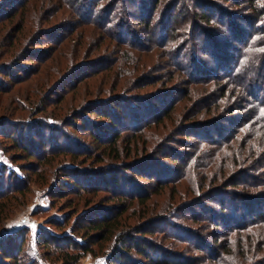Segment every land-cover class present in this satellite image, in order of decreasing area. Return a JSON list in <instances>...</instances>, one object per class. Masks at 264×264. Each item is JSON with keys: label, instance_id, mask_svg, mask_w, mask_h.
<instances>
[{"label": "trees", "instance_id": "obj_1", "mask_svg": "<svg viewBox=\"0 0 264 264\" xmlns=\"http://www.w3.org/2000/svg\"><path fill=\"white\" fill-rule=\"evenodd\" d=\"M31 1L33 2V0L0 1V60L3 56L11 57L9 63L0 61V152L3 156V161H0V228L3 226L2 222L9 218L13 209L11 207L14 203L23 198L33 196L32 184L42 188L46 186L47 195L52 202L55 197L65 198L69 194L82 196L83 193V195L92 194L94 196L98 192L111 189L112 196L108 197V202L118 200L119 203L103 210H98L101 213L97 215L81 214L79 218L75 219L78 222L74 221L70 226L68 233L65 232L70 218L68 215L69 209H65L67 211L65 214L68 216L62 222L58 219H48L38 228L33 240L30 230L26 227H19L5 234L0 233V264H21L19 260L23 247L26 243L30 246L31 240L36 253L52 260L53 263L78 264L88 254L99 256L104 249V243H106L109 244V248L112 250V254L105 258L107 264H140L132 260V253L149 260L150 264H179V262L175 261L176 258L173 257L174 259H171L169 251L155 243L157 241L154 238L157 235H162V238H167L171 243L187 242L189 237L197 240V235L194 231L188 230V227L179 225L174 221L179 219L183 222L182 219H185L183 214H187L185 209L188 203H185L186 205L179 210L175 208L163 210L162 215H153L149 219L154 211L150 204L153 202L152 194L155 192L147 191L142 185L133 181L125 186L123 183H119L118 180L119 178L129 181L127 174L129 172L134 177L143 178L150 182L154 179L156 183L161 184L159 186L162 188L161 182L169 179L168 177L161 179L160 172L155 169V167H158L157 162H159L155 156L156 154L154 156L151 155L152 157L147 155L152 165H147L149 167L146 166L147 169L145 171H142L141 167H138L133 162L138 159L131 161L133 162L132 164H122V160L130 158V155L135 152H139L141 147L146 148L149 144L154 143V141L151 142L147 135L148 130L155 124L152 120L153 118L149 117L151 111L157 108L153 102H158L160 105H170L172 100L169 98H172V91L166 90L141 98L120 94L109 99L95 100L80 107L79 110H74V114L71 117L65 116L60 119L56 117L55 111L58 104L63 102V99L56 100L59 97L56 94L57 87L51 89L55 92V95L53 93L49 95V98L55 97L56 100L51 103L54 106L52 113L43 115L47 107L40 105L34 107V112L27 103H30V99L36 96L42 97L40 95L41 86L47 74L39 76L44 61L30 47L37 42L34 37H30V32L34 29L33 26H35L34 31H37L38 29L36 28H38L42 20L36 17L35 10L31 11L32 6L36 8L34 4L29 3ZM73 1L69 0L72 6L74 5ZM150 1L151 4H147L146 0L145 3H140L138 7L143 14L142 19L146 25L154 18L160 5L166 10V5L168 4L164 0ZM191 1L195 10L188 12L186 8V12L191 14L187 33L192 34L197 28L201 29L200 25L204 23L209 24L213 18H210L208 14L212 17L214 13H218L217 18L223 22V19L228 15L220 11H223V7L227 8L226 4L230 3L239 5V10L242 11L241 19L248 22L249 27L243 29L236 22L235 24L239 27L235 29L234 26L229 28V33H231V37L236 43H232L233 41H219L215 37H213V40L211 38V41H209L211 50L208 53L214 61L213 69L207 67L205 62L198 58L195 52L189 54V60L185 67L190 72L193 70V74L197 71V75L194 76L200 80L210 76L219 79L222 74L229 75L236 85L241 86L245 92L247 91V93L257 98L250 111L252 122L256 123V127L248 131L246 135L247 138H250L249 136L251 135L249 134L252 133V140L255 141L253 145H246L248 147L240 148L238 141L235 144V140L237 138L243 139V137H246L245 134L240 136L237 134L236 136L230 135L231 137L228 136L230 137L228 140L226 135L223 136L226 145H223L217 151L210 147L205 148V144L201 145V147L196 146L194 153L174 149L169 155L172 163H177L182 167L178 178L180 177L184 181L186 179L191 187L187 190L191 194L190 198H195V200L190 203L192 205L198 204L197 206H199V202L206 198V200H215L214 196L216 195H212L215 192L216 194H225L224 197H228V193H226L228 188L238 185L231 181V175H229L231 176L230 178L226 177L227 172L232 173L236 167L253 163L251 160L255 156L261 158L258 166L264 164V89H260L258 82L249 77L255 70L264 69V52L255 51L264 49V0H242V3H240V0ZM98 4V1L84 0L81 8L77 9L80 20L87 22L85 20L90 15L88 11H95ZM150 5L151 10L148 8ZM229 10L233 12L230 13V16L233 17L234 11L237 10L230 8ZM105 12L106 14L103 13L97 18L99 21L103 20L105 24H110L109 14H107V11ZM92 16H94V13ZM230 22H233V20ZM50 30V28L41 29L45 33ZM45 35L48 38V34ZM161 35L162 33L159 34V36ZM173 35H175V31L167 35L168 37L165 35L161 36L163 37L161 39H164L163 45L165 48L173 50L171 54L177 60L181 49H178L179 44L177 46L173 45ZM47 43L52 44L51 41ZM250 49L253 51H250ZM44 60L47 62L48 59ZM24 61L37 62L38 67L35 66V69L27 67V65L19 67L20 62ZM52 61L55 62L51 66L59 68L57 58ZM197 64L200 65V68L196 70L195 65ZM178 66L185 69L181 61ZM217 69H223L224 71L218 72ZM37 75L40 82H36L38 86L31 83L32 86L27 87L29 79ZM20 86L25 87V89H21L24 94L21 93L20 88L18 89ZM20 94L24 97V101ZM17 114H20V116H17ZM143 114L147 121L144 124H140L141 127L135 128V125L139 124L136 120ZM162 114L158 115L157 111H154V119L156 118V121L161 123L162 118L166 117L165 115L161 117ZM242 118L238 117L237 119ZM213 121L211 119H203L196 122L195 125H191L188 129H183V126H181L180 131H177L172 137H205V134L201 132L203 125L204 127L215 129L217 126L213 124ZM129 122L135 129L132 130L133 133H127L130 135L126 138L127 135L124 136L122 130L123 128L124 130L128 128ZM208 122L210 123L206 125ZM23 128L27 129V135L24 134ZM68 128L77 133H87L91 142L81 141L78 136L69 132ZM140 128H145V130L139 132ZM13 129H15V133ZM218 134L221 133L218 132ZM175 142L176 146L182 143L180 147H188L185 143L183 144L186 141L178 139ZM204 142L207 143V141ZM160 143L162 141H158L154 145ZM9 151L14 153L11 154ZM16 151L19 153H15ZM164 156H167V154ZM105 160L116 161L112 163L116 168L108 169L105 171L106 175L103 176L102 173L104 172H101L98 170L99 167L95 166L105 162ZM118 164H122V167ZM150 167L153 169H148ZM163 172L165 173V169H163ZM98 177L100 178L94 181L97 183H93L91 178ZM220 177H222L221 181H215ZM52 180L54 181L51 183ZM48 181L52 184V189L49 190L50 184ZM108 182L111 188H108ZM99 184H104L103 188ZM219 186L223 188L222 191L218 189ZM263 192L260 196L247 197L235 193L237 199L234 201L230 200V208L222 205V208L228 210V212L223 213L224 210L219 213L212 212V224L214 223L216 228H220L223 224L225 227L235 228L244 225L247 227L246 225H248L249 228H252L253 224L258 222L261 224L259 227L261 229V226L264 225V214L263 212L257 214V210L259 205L264 204L261 203L264 200ZM259 199L261 200L260 202H258ZM79 200L76 201L79 202ZM219 203L226 205L227 202L223 200ZM52 206L50 205V208ZM173 209L174 211H172ZM141 210L142 218L147 217L146 221L137 225H128L129 217L136 215ZM240 210L246 211V213L249 211L259 221L255 222L247 219L246 215L242 213L234 215ZM126 212L130 213L125 215ZM192 216H190V219L193 218ZM255 235L254 233V237ZM260 238L264 241L263 235ZM198 242L200 243V241ZM242 242V238H240L239 244L232 249L233 252L242 255L243 252L252 246L251 242L248 245H243ZM229 243L230 240L225 242V245L228 244L229 246ZM203 244L201 242L200 245L195 246L203 247ZM214 255L218 257V260H222L217 253ZM223 257L225 260L221 264H237L228 261L227 255L224 254ZM232 259L234 257L230 256V260ZM37 262L38 260L24 262L23 264H37Z\"/></svg>", "mask_w": 264, "mask_h": 264}, {"label": "rangeland", "instance_id": "obj_2", "mask_svg": "<svg viewBox=\"0 0 264 264\" xmlns=\"http://www.w3.org/2000/svg\"><path fill=\"white\" fill-rule=\"evenodd\" d=\"M83 1L74 0V7L70 5L69 0H33V2H29L36 6V8L32 6L31 11L35 10L36 17L42 19L38 28H36L38 30L34 31L35 26H33L34 29L30 32V37H34L37 41L36 44L30 47L44 61L39 76L47 74V77H45L41 86L40 95L42 97L36 96L30 99V103H27L28 106L34 112L35 106L47 107L43 115L45 113L49 114L54 109L51 103L56 100L59 101L62 98L63 102L58 104L55 111L56 117L61 119L65 116L71 117L74 114V110H79L80 107L95 100L109 99L120 94L141 98L149 97L166 90L172 91V98H169L172 100L170 105H160L158 102H153L155 103L154 106L157 107L154 111H157L158 115L164 112L161 117L163 115L166 116L162 118V122L160 123L156 121V118L154 119V111H151L149 114V117L153 118L152 120L155 124L148 130L147 135L151 142L157 143L158 141H162V143L157 145L152 143L146 148L141 147L139 152H135L130 155V158L122 160V164H132L134 162L138 167H141L142 171H145L149 167L147 165H152L147 155L152 157L151 155L154 156L156 154L155 156L159 162H157L158 167H155V169L160 172L161 179L165 177L169 178L166 179L167 182L166 180L161 182L162 188H165L162 189L159 186L161 184L156 183L154 179L150 182L143 178L134 177L129 172H127L129 181L118 178L119 183L127 186L129 182L133 181L142 185L147 191L155 192L152 194L153 202L150 204V207H153L154 211L149 219L153 215H162L163 210H169L170 208L179 210L186 205L185 203H188L185 209L187 214H183V217H185V219H182L183 222L179 219L174 221L179 225L188 227V230L194 231L197 235V240L189 237L187 238V242L171 243L167 238H162V235H157L155 238L152 236L157 241L155 243L169 251L171 259L176 258L175 261L179 262V264H221L225 260L224 254L227 255L228 261L237 264H264V241L260 238L262 235L264 238V225L261 226V229L259 228L261 224L258 222L257 224H253L252 228H249L248 225H246L247 227L245 225L235 228L225 227L224 224L220 228H216L211 220L212 212L219 213L221 210H224L222 205L223 207L230 208V200L234 201L237 199L235 193L237 195L242 194L245 197L262 195L261 193L264 191V164L258 166L261 158L255 156L251 160L253 163L236 167L232 173L227 172L226 177L230 178L232 176L231 181L238 184L235 187L228 188V190L225 189L227 190L226 193H228V197L225 196L227 199L224 197V193L222 195L215 192L212 194L217 196H214L215 200H206V198L199 202V206H197L198 204L192 205L195 198H190L191 194L188 193L187 189L191 187L188 181L186 179L185 181L184 179L181 180L180 177L178 178L182 167L177 163H172L169 157L174 149L194 153L196 146L201 147V145L205 144V148L210 147L217 151L223 145H226L223 136H236V134L238 136L245 134L246 136L248 131L256 127V123L252 122L250 113L254 102L257 100L256 97L247 93V91L245 92L241 86L236 85L229 75L222 74L219 79L210 76L200 80L194 76L197 75V71L193 74V70L190 72L185 67L189 60V54L195 52L197 57L204 61L207 67L214 68V61L208 53L211 50L209 41H211V38L213 40V37L219 41H233L232 43H236L232 39L231 33H229V28L233 26L234 29L239 26L243 29L249 27V23L241 19L242 11L239 10V5L230 3L226 4L227 8H222L223 11L220 12L228 15L225 18L226 20L223 19V22L217 18L218 13H214L212 17L208 14L210 18H213L212 21L209 24L204 23L200 25L201 29L197 28L190 34L187 33V27H189V16L191 14L186 12V8L188 12L195 10L191 0H164L168 3L166 10L160 5L156 15L147 25L143 21V14L138 8L139 4L145 3L146 0H94L98 1L99 4L95 11H88L90 15L85 20L87 22L80 20L77 13V9L81 8ZM240 3H242V0H240ZM147 4H151V1L147 0ZM229 5L231 6L229 7ZM228 7L237 10L234 11L233 17L230 16V13L233 12ZM148 8L150 9L151 5ZM105 11L109 14L108 19L111 21L110 24H105L103 20L99 21L97 18L99 15H103V13L106 14ZM93 13L94 16H92ZM231 20L234 23L230 22ZM236 22H238L239 26L235 24ZM49 28L51 30L48 33L41 31V29ZM174 31L175 35L172 36L174 38L173 45L177 46L179 44L178 49H181V54L179 53L177 60L171 54L173 50L165 48L163 45L164 39H161L163 38L161 36L165 35L168 37L167 35L172 34ZM160 33H162L161 36H159ZM45 34H48V38H46ZM48 41H51L52 44H48ZM237 44L239 45V43ZM55 58H57L59 68L51 66L55 62L52 61ZM44 59H48L47 62ZM0 61L9 63L11 57L3 56ZM180 61L185 69L178 66ZM20 63L19 67H24L25 65L32 69H35V66L38 67L37 62L24 61ZM195 67L197 70L200 68V65L197 64ZM125 69L128 70L125 71ZM217 71L223 72L224 70L217 69ZM249 77L258 82L260 89H264L263 68L255 70ZM36 82H39L38 75L32 76L29 79L27 87L32 86L31 83L38 86ZM19 88L20 90L25 89L23 86ZM54 88H57L56 94L59 95L56 100L55 97L49 98L50 93H55L51 90ZM21 93L24 94V91L21 90ZM21 97L24 101V97L22 95ZM17 116H20V114H17ZM238 117L243 118L237 119ZM203 119L214 120L213 124L217 126L215 129H211L203 125L204 129L202 128L201 132L205 134V137H172L173 134L180 131L181 126H183V129H188L191 125H195L196 122ZM146 121L147 119L144 118L143 114V116L136 120L139 124H136L135 128ZM129 123L128 128L126 130L123 128L122 130L124 136L127 135L126 138L130 135L127 133H133L132 130L135 129L132 127L131 122ZM14 130L13 132L15 133L16 131ZM144 130L145 128H140L138 131L143 132ZM68 131L78 136L81 141H85L86 143L91 142L87 133H77L71 128H68ZM218 132L221 134H218ZM27 133V129H24V134L27 135ZM249 135H251L249 136L250 138H247V136L243 137V139L237 138L235 144L238 141L240 148L248 147L246 145H253L255 141L252 140V133ZM178 139L186 141L183 144L185 143L188 147H180L182 143L176 146L175 141H178ZM204 141H207V143ZM229 142L231 141L229 140ZM229 142L227 141V143ZM10 153L14 152L11 151ZM15 153L19 152L16 151ZM166 154L167 156H164ZM134 159L138 160L133 161ZM0 161H3L1 152ZM115 162L113 160H105L101 164H96L95 167H99L98 170L104 172L102 173L104 176L106 175L105 171L116 168V166L112 165ZM122 164L118 165L122 167ZM153 165L155 166V164ZM148 169L153 168L150 167ZM163 169H165V173ZM99 178H91V180L93 183H97L94 181H97ZM221 180L222 177L215 181ZM164 182L166 183L164 184ZM48 183L50 184L49 181ZM108 184V188H111L109 182ZM99 185L103 188L104 184ZM31 188L34 193L33 196L18 200L11 207L13 209L9 218H6L2 222L3 226L0 228L1 234L19 227H26L30 230L33 240L38 228L48 219H58L62 222L69 215L70 218L65 232L68 233L70 226L81 214L97 215L101 213L98 210H103L106 207L119 203L118 200L108 202V197L112 196L111 189L98 192L94 196L92 194L83 195V193L82 196L69 194L65 198L55 197V200L52 202L47 195L46 186L42 188L32 184ZM49 189H52V184L49 185ZM218 189L222 191L223 188L219 186ZM188 194L189 196H187ZM78 199H80L79 202L76 201ZM260 199L258 202L261 201ZM223 200L227 202L226 205L219 203ZM261 203H264V200ZM50 205L53 206L50 208ZM258 208V210L256 209L257 214L259 212H263L264 214V204L259 205ZM65 209L70 210L68 215L65 214V212L67 213ZM224 211L223 213L228 212V210ZM129 213L126 212L125 215ZM240 213L246 215L247 219L252 221L256 222L258 220L249 211L246 213V211L240 210L234 213V215H239ZM190 216L193 218L190 219ZM142 217L141 210L136 215L130 216L127 224L137 225L144 223L143 221H146L147 217ZM254 233L256 234L255 237ZM240 238H242L243 245H248L250 242L252 244L250 249L243 252L242 255L232 250L239 244ZM32 240L29 243L30 246L26 243L23 247L19 260L21 264L36 260H38L37 264H61L60 262L53 263L52 260L46 259L45 256L43 257L41 254L36 253ZM228 240H230L229 246L228 244L225 245V242ZM198 241L204 243L203 247L195 246L200 245ZM215 253L220 255L222 260H218V257L214 255ZM111 254L112 250L109 248V244L104 243V249L99 256L88 254L78 264H107L105 258ZM230 256L234 257V259L230 260ZM132 257V260L140 264H150L149 260H145L135 253H132Z\"/></svg>", "mask_w": 264, "mask_h": 264}, {"label": "snow or ice", "instance_id": "obj_3", "mask_svg": "<svg viewBox=\"0 0 264 264\" xmlns=\"http://www.w3.org/2000/svg\"><path fill=\"white\" fill-rule=\"evenodd\" d=\"M250 51H253V50L250 49ZM255 51H262V52H264V49H258V50H255Z\"/></svg>", "mask_w": 264, "mask_h": 264}]
</instances>
